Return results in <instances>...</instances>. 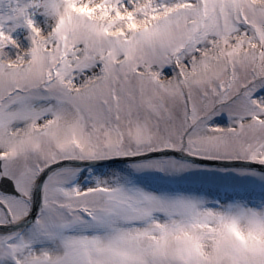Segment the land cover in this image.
Here are the masks:
<instances>
[{
	"label": "snow or ice",
	"instance_id": "6c2138e0",
	"mask_svg": "<svg viewBox=\"0 0 264 264\" xmlns=\"http://www.w3.org/2000/svg\"><path fill=\"white\" fill-rule=\"evenodd\" d=\"M7 3L0 264H264V0Z\"/></svg>",
	"mask_w": 264,
	"mask_h": 264
},
{
	"label": "rangeland",
	"instance_id": "374dc122",
	"mask_svg": "<svg viewBox=\"0 0 264 264\" xmlns=\"http://www.w3.org/2000/svg\"><path fill=\"white\" fill-rule=\"evenodd\" d=\"M8 11V3L7 0H0V12H4L6 13ZM34 19L38 22H43L44 17L42 16V14L40 13H36L34 15ZM26 29L20 27V28H16L13 31V36L14 37H18L19 41L23 44H27L28 43V37L26 35ZM9 54H11V52H9Z\"/></svg>",
	"mask_w": 264,
	"mask_h": 264
}]
</instances>
